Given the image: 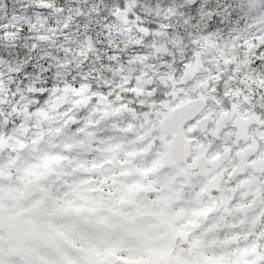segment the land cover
I'll return each mask as SVG.
<instances>
[{
	"label": "snow or ice",
	"instance_id": "snow-or-ice-1",
	"mask_svg": "<svg viewBox=\"0 0 264 264\" xmlns=\"http://www.w3.org/2000/svg\"><path fill=\"white\" fill-rule=\"evenodd\" d=\"M0 264H264V0H0Z\"/></svg>",
	"mask_w": 264,
	"mask_h": 264
}]
</instances>
